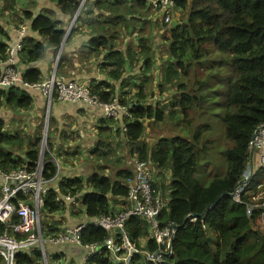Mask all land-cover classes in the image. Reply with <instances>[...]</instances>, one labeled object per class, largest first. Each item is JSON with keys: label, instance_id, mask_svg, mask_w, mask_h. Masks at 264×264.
<instances>
[{"label": "trees", "instance_id": "trees-1", "mask_svg": "<svg viewBox=\"0 0 264 264\" xmlns=\"http://www.w3.org/2000/svg\"><path fill=\"white\" fill-rule=\"evenodd\" d=\"M80 1L58 0V3L63 13L73 16ZM134 1L138 5L137 15L132 17L137 21L133 32L137 30L141 33L148 26L147 17L150 13L143 1ZM111 2L96 0L94 6L119 14L121 5L118 1ZM14 6V0H0V10L13 11ZM177 6L180 9L188 7L189 11L183 21L164 31L168 55L173 62L170 61L162 71L163 85L159 86V90L162 91L164 85H175L179 95L173 99L171 106H178L183 114L193 105L208 103L207 98L224 108V130L229 143L226 149V172L205 186L199 183L197 174L201 164L197 159L196 147L201 132L206 130L203 124L191 139L163 136L152 147L139 144L130 153L139 160L151 161L160 171L170 172L169 183H159L160 189L168 194L159 221L161 224L169 222L177 226L172 242L173 255L168 258V264H264V226L259 221V211L248 214L243 204L234 202L229 196L242 173L247 158V144L255 128L264 122V0H182L177 2ZM88 7L89 0H85L84 8L79 13L91 9ZM119 19L125 20L124 15ZM24 20L29 21L30 30L45 39L43 43L31 36L24 38L18 54L19 61L28 64L23 79L35 82L40 80L41 73L31 64L45 54L47 46L57 53L66 31L58 29L57 21L45 15L32 16L24 12L20 21ZM107 20L116 24L115 18ZM116 37L118 32L112 33L109 38L112 41ZM147 42L144 37L138 40V53L144 58L143 74L152 68L153 44L150 46ZM6 46V43L0 42V55ZM61 58L62 54L57 63L59 72ZM105 61L110 68V76L122 79L125 63L123 52L111 49ZM92 91L104 102L114 98L105 91ZM144 98L140 90L131 99H119L122 105H130L131 119L122 122L125 131L122 133L118 127L115 128V132L121 133L127 144L139 143L147 126L145 120L156 123L165 118V112L158 104L147 105ZM31 106V95L17 86L0 92V108L28 110ZM104 122L108 123L102 127L111 132L112 121L104 119ZM4 126L0 118V168L8 170L25 160L28 161V167H35L39 162L38 151L27 150L23 159L20 154L15 157L12 149L22 146L21 139L15 133L4 131ZM108 136L109 133L105 134V137ZM203 148L206 150L205 144ZM42 163V180H54L58 170L45 152ZM130 172L119 169L110 178L99 169L93 170L85 179H60L57 187L60 194L78 195L85 217L94 218L117 211L110 209L109 198L125 199L124 181ZM59 193L53 187L47 190L43 211L53 214L61 210L62 207L55 202ZM190 215H196V220L189 221ZM55 227L53 222L46 226L44 233L56 232ZM146 228V224L137 218H131L126 223L128 238L134 242L146 233ZM3 230L0 223V234ZM106 236L105 231L93 226H88L82 235L83 240L88 242L103 241ZM147 246L150 250L156 248L153 241H149ZM42 261L41 252L33 247L28 252L19 251L14 264H42ZM0 264H3L1 259ZM99 264H107V261Z\"/></svg>", "mask_w": 264, "mask_h": 264}, {"label": "built area", "instance_id": "built-area-1", "mask_svg": "<svg viewBox=\"0 0 264 264\" xmlns=\"http://www.w3.org/2000/svg\"><path fill=\"white\" fill-rule=\"evenodd\" d=\"M140 1L145 3L146 10L151 13L147 18L152 17L168 26L173 22V11L179 8L177 2L182 0ZM70 28L71 26L69 31ZM29 30L25 20L19 22L15 29L16 43L7 45L0 55V92L17 86L30 95L31 92L39 93L48 106L52 101L83 103L99 109L101 119L112 121V129L118 127L123 133V120L131 119L130 105H122L115 97L104 102L90 86L76 80L73 75L67 79L57 70L61 50H58L54 66L46 77L35 82L23 79L28 64L20 62L16 57L22 49L23 39L30 36L32 30ZM39 41L44 43L45 39L42 37ZM4 125L3 130L8 131L9 125ZM246 151L247 158L239 181L229 196L234 202L243 204L248 214L258 210L259 221L264 226V122L255 128ZM42 169L43 163L40 160L31 168L28 167L27 160L8 170L0 168V223L4 227L0 234V259L3 264H14L19 251L28 252L33 247L41 252L42 264H49L47 254L49 259L55 258L60 264L61 259L56 254L47 253V247L62 245L80 249L83 264H99L102 261H107V264H168V258L173 255L172 242L177 226L169 222L161 224L159 221L160 213L167 204L168 194L164 196L156 177L159 180L162 175L167 185L170 180L169 171H160L151 161L139 160L133 156L131 174L124 181L126 205L120 210L94 218L85 217L78 195L60 194L56 184L53 189L59 194L55 197V202L62 208L66 205L73 209L75 207L82 219L72 226L45 234L46 226L52 223L47 221L51 214L43 211L42 205L54 180L43 181ZM41 213L46 216L44 223ZM131 218H137L147 226L146 233L137 242L130 240L126 232V223ZM196 218L197 216H188L189 221H195ZM88 226L102 229L107 236L103 241H84L82 235ZM114 228H120L123 233L114 232ZM149 241L155 243L154 250L148 248Z\"/></svg>", "mask_w": 264, "mask_h": 264}, {"label": "crops", "instance_id": "crops-1", "mask_svg": "<svg viewBox=\"0 0 264 264\" xmlns=\"http://www.w3.org/2000/svg\"><path fill=\"white\" fill-rule=\"evenodd\" d=\"M95 1L96 0H89L88 8L91 9L82 11L78 14L79 17L77 16L76 25L73 26L72 31L64 41L60 52V54H62L59 63L60 72L63 73L67 79H70V75H73V78L82 81L92 89L108 92L110 97L113 96L120 100L131 99L141 90L145 97L143 100H145L147 105L158 104L159 108H162L165 112V109L160 107V105L165 106L167 104H163L164 101H161L164 98L163 95L169 92L173 97L176 91H178L175 85H164V89L162 91L159 90V86L163 85L162 71L165 70L166 65L172 61L168 55V42L161 37L165 34L162 28L167 26L161 24L159 20H155L152 17L147 18L148 26L146 28L148 32L152 30L151 32L155 37L156 31H158L159 35L156 37L162 39L167 45L165 51H161L160 55H157L155 49H157L158 45L155 46V42L152 43V68L149 72L143 74L144 58L138 53V46L135 49L133 43H131L133 41L132 35L138 32L137 30L133 32V26L137 21L135 22V20L132 19L133 16L135 17L137 15L136 8L138 4L134 0H111L113 1L111 3L118 1L121 5L118 12L119 14L116 15L103 7L96 8L94 6ZM14 5L13 11L0 10V42L6 43L7 45L16 43V25L21 22L20 18L24 12H28L32 16L45 15L51 17L57 21L58 29H64L65 31L68 30L74 16L63 13L60 9L58 0H14ZM179 9L180 8L177 10ZM123 15L125 20L119 19V17ZM112 18L116 19V24H112L107 20ZM179 22H173L174 24L172 23V27ZM25 24H27L30 29L29 21H25ZM114 32H118V37L111 41L109 37ZM4 34H7V36H4ZM30 36L37 40H42V37L36 32L34 33L31 31ZM154 39L156 40V38ZM100 44H105L106 46H98ZM111 49L123 52L125 57L122 79H113L109 74L110 68L105 60L107 53H109ZM157 50H159V48ZM128 51L130 52L128 53ZM57 53L50 46H47L45 54L37 62L31 64L32 67L39 69L41 73L40 78L46 77L52 70ZM127 55L130 56L127 57ZM16 58L19 60L18 55ZM154 90H156V94H154ZM31 97L32 106L30 109H19V112H15L10 108V111L6 110L8 112L7 116L10 114L13 118L14 115L18 116L22 114L24 120L30 117L34 118L36 121L37 119L35 117L41 115L46 101L37 92H31ZM173 98L175 99L177 96L175 95ZM3 115L4 112L2 108H0V118L4 119ZM51 115L56 121V124L58 123L57 129L55 130L56 136L60 135L62 130L72 132L70 133L71 135L66 133L69 135L67 141L70 142V144L63 145L64 151L61 150L62 145L60 144H55L52 147L53 153L51 154V160L58 170V175L56 179H54L51 185L52 187H56L58 181L63 178L85 179L91 175L93 172L91 166L100 162L96 157L102 151H108V154L110 152V156L111 153H115L116 155L114 156H117V159L113 158V156L111 157L114 161L116 159L117 166H106L104 167L105 171L110 172L115 170L116 172L119 169L131 171L132 164L131 168L127 166V164L126 166H122L121 163L124 162L123 159H121L123 153L120 151L126 149L128 153H130L131 150L139 144H146L148 147L153 146L152 143L148 144L141 140L138 141V144H127L123 135L115 132L116 129H111L112 131L110 132V130H105L102 127L106 126L105 124L107 123L101 119V112L99 109L83 103L54 102ZM16 118H19V116ZM163 121H165V118ZM144 122L147 124L146 127L153 126V122L149 123L148 120ZM107 133H109L110 136L105 137ZM50 138L55 139L54 135H50ZM56 149L60 150L56 152ZM68 152H73V155L71 156V153ZM61 153L63 157L59 156ZM24 154L25 152L20 155L24 156ZM80 163H84L83 166H78ZM115 172L111 175H105L112 178ZM156 180V182H159L158 177H156ZM165 193L167 194L166 191ZM109 204L111 210H120L126 205L125 200L118 197L109 198ZM81 219L82 216L78 211L76 212L72 207L66 205L59 212L51 214L47 221L50 223L54 222L55 228L58 231V229L64 228L65 226L76 224ZM49 253L56 254L61 259L60 264H83L82 251L71 245L56 246L55 248L50 247ZM52 261L53 264H58L55 258L52 259Z\"/></svg>", "mask_w": 264, "mask_h": 264}, {"label": "rangeland", "instance_id": "rangeland-1", "mask_svg": "<svg viewBox=\"0 0 264 264\" xmlns=\"http://www.w3.org/2000/svg\"><path fill=\"white\" fill-rule=\"evenodd\" d=\"M81 2V1H80ZM85 0L82 4L81 8H84ZM189 9L188 7L186 9H175L173 11V22H179V20L183 21L188 13ZM151 15V13H150ZM149 15V16H150ZM147 17V14H146ZM172 22V23H173ZM173 23V24H174ZM168 25L167 27L162 28V31L167 30L168 28L172 27V25ZM152 31V30H151ZM148 29L145 28L142 33L136 32L134 35H132V42L133 47L136 49L138 46V40L141 38H146L148 40L149 45L151 46L153 42H155V46H157V55H160L161 51H165L166 43L162 41V39L166 38L163 34L160 39L158 36V31H156L155 37ZM163 31V33H164ZM156 38V40L154 39ZM136 40V41H135ZM192 72V71H191ZM191 78V77H190ZM190 83V82H189ZM192 83V80H191ZM154 94H156V90H154ZM178 91L173 95V97L176 95L178 97ZM164 98L161 100L163 104L167 103L165 106L160 105V107H163L165 109V121L163 122H153V126L145 127V133L140 139L141 141H144L148 144H155L158 139L161 137H169L172 136H184L187 138H192V135L197 131L198 127L203 124L206 125V127H203V129H206L201 132L199 142L197 143V159L201 164V167L199 169V172L197 174L199 183L202 186L207 185L211 182L212 179L218 176H223L226 172V149L229 145L228 140L225 136V130H224V108L217 102H215L213 99L207 98L204 103H201L198 106H192L186 110V112L180 111V108L172 107L171 102L173 101L172 95L168 92L165 95H163ZM169 100V101H168ZM54 102L52 101L51 105L48 106L46 103L45 107L43 108L41 115L39 117H35L37 120L35 121L34 118H27L24 120L22 117V114H19V118H16L18 116L14 115V119L10 116V114L7 116V111H10V108L2 107V111L4 112V124L9 125L8 131L15 133V135L21 139V147L15 146L13 147V152L17 157V154H22L26 152L27 150H37L39 155V160L41 161L40 157V151L42 150V154L44 155V152L50 155L53 153L52 147L55 144L62 145L61 150L64 151L63 145H69L70 142L67 141V138L69 137L66 133H72L70 131H64L62 130L60 132V135L56 136L55 130L58 126V123L56 124V121L52 118L51 112ZM15 112H19V110H14ZM187 114V117H186ZM21 115V116H20ZM49 117H51V120H49ZM11 118V119H9ZM53 119V120H52ZM38 121V123H37ZM34 123V125H33ZM49 125V129H48ZM52 130V132H51ZM46 131L45 138L43 137V133ZM51 132V133H50ZM64 133V134H62ZM50 135H54L55 139H51ZM71 135V134H70ZM139 140V141H140ZM206 145V150H204L203 145ZM200 149V150H199ZM60 149H56V152H58ZM70 150V149H69ZM123 153V156L121 159H123L122 166H129L131 168L132 164V158L133 154L128 153V150L124 149L120 151ZM71 153V156L73 155V152ZM81 153V152H80ZM110 154V152H109ZM108 154V151H102L99 155H97L96 158L99 159L100 162H98L96 165H92L93 170H100L102 173L106 175H111L115 170H112L110 172L105 171L104 167L106 166H117L116 163V155L115 153H111V156ZM119 154V153H118ZM59 156H62V153L59 154ZM66 156V155H65ZM116 158L115 161L111 157ZM63 157V156H62ZM21 158H23V155H21ZM52 158V157H51ZM84 163L78 164V166H83ZM199 164V165H200ZM163 174V173H161ZM165 178L161 175L159 177V183L165 185ZM166 193L164 191V196L166 197ZM74 209H76L74 207ZM77 212V209L75 210ZM46 216L41 213V219L42 223L45 221ZM50 247H47V253L49 252ZM48 255V263L53 264V261L49 259Z\"/></svg>", "mask_w": 264, "mask_h": 264}, {"label": "water", "instance_id": "water-1", "mask_svg": "<svg viewBox=\"0 0 264 264\" xmlns=\"http://www.w3.org/2000/svg\"><path fill=\"white\" fill-rule=\"evenodd\" d=\"M83 2H84V0H81V2H80V4H79V7H78L77 11L75 12V14H74V16H73V18H72V21H71L70 26H72L73 22L76 20L78 14H79V12H80V9H81V7H82ZM68 34H69V30H67L66 33H65V36H64L63 41H62V43H61V45H60V49H59V51L62 49V46H63L64 41H65L66 37L68 36ZM45 136H46V131H44V133H43V137H44V138H45ZM40 157H41V161H42V160H43L42 150L40 151ZM195 216H196V215H192V217H195ZM113 231H114V232H117V233H120V234L123 233V231H122L120 228H114Z\"/></svg>", "mask_w": 264, "mask_h": 264}]
</instances>
